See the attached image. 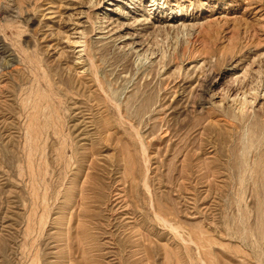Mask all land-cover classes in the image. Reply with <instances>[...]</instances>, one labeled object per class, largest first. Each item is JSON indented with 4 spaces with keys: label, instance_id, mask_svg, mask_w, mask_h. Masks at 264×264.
I'll return each instance as SVG.
<instances>
[{
    "label": "rangeland",
    "instance_id": "rangeland-1",
    "mask_svg": "<svg viewBox=\"0 0 264 264\" xmlns=\"http://www.w3.org/2000/svg\"><path fill=\"white\" fill-rule=\"evenodd\" d=\"M0 264H264V0H0Z\"/></svg>",
    "mask_w": 264,
    "mask_h": 264
}]
</instances>
